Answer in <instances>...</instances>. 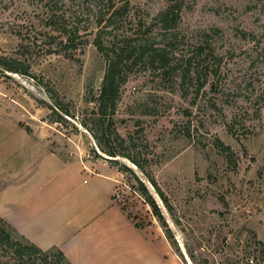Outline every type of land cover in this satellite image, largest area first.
Returning <instances> with one entry per match:
<instances>
[{
	"label": "rangeland",
	"instance_id": "1",
	"mask_svg": "<svg viewBox=\"0 0 264 264\" xmlns=\"http://www.w3.org/2000/svg\"><path fill=\"white\" fill-rule=\"evenodd\" d=\"M165 4L129 0L128 18L112 34L149 23ZM98 11L95 0H0V216L28 226L23 208L38 199L41 220L62 214L59 207L69 213L72 190L101 192L97 179L104 185L99 177L108 176L127 218L165 237L134 190L136 175L181 264H264V0H184L169 73L149 62L131 68L105 132L95 123L105 68L93 43ZM52 14L78 28L71 58L48 40ZM4 59L27 74L5 69ZM89 127L101 145L136 156L172 209L127 157L102 152Z\"/></svg>",
	"mask_w": 264,
	"mask_h": 264
},
{
	"label": "trees",
	"instance_id": "2",
	"mask_svg": "<svg viewBox=\"0 0 264 264\" xmlns=\"http://www.w3.org/2000/svg\"><path fill=\"white\" fill-rule=\"evenodd\" d=\"M95 1L100 7L96 18L97 26H100V28L93 39V43L105 60L100 88L98 94L94 97V100L97 102L95 123L101 131L105 132V130H109L113 126L112 114L114 113L119 98L120 87L125 82L126 75L131 68L139 63L149 62L151 65L157 64L161 67L163 74L169 73V51L174 45L173 40L175 39V32L178 30L180 23L184 0H166L164 8L159 10L149 23L139 21L133 31L129 33L119 32L117 34L112 33L116 32L115 30L118 28L117 23L120 20H126L128 18L129 0ZM47 24L51 25L52 29L56 31V35H50L48 37L50 44L58 41L63 49H56V52L62 50L66 57L71 58L73 56L71 52L76 49L77 26L70 25L68 27L64 17L56 14H52L49 17ZM110 34L111 37L109 38L108 35ZM158 34L170 35L169 41L164 42L163 45H157L154 43V36ZM106 40L107 43H104ZM168 46H170V49H168ZM197 49L199 52L203 50L201 47ZM48 50L49 53L55 51L52 49ZM68 50L72 51L70 52ZM2 64L9 71L22 74H27L28 72L27 66L20 63L17 59H4ZM60 108L65 114H69L66 108ZM89 128L102 152L110 156H125L141 171L146 172L136 156L116 151V147L112 145H101L97 132L92 127ZM145 175L152 186H154L164 205L168 210H171V205L168 203L166 196L160 190L154 178L148 173H145ZM134 177L138 183L134 187V190L139 192L145 202L150 206L156 219L165 228V237L171 244V241H173L172 233L166 228L161 210L143 181L138 179L136 175ZM135 225L141 227L137 223ZM257 244L261 246L260 255L263 258L264 243L257 241ZM49 260L56 261L57 264L61 262L69 264L60 249L51 247L47 250H42L21 235L11 224L0 216V264H44L50 262Z\"/></svg>",
	"mask_w": 264,
	"mask_h": 264
},
{
	"label": "crops",
	"instance_id": "3",
	"mask_svg": "<svg viewBox=\"0 0 264 264\" xmlns=\"http://www.w3.org/2000/svg\"><path fill=\"white\" fill-rule=\"evenodd\" d=\"M99 178L106 182L103 185L97 179L104 187L101 192L95 193L97 188L92 187L69 193L70 201L75 203L69 205V213L59 207L62 214L57 212L50 219L41 220L38 199L23 208L24 214L28 210V226L21 224L17 215L1 217L42 250L60 249L69 264H102L104 260L107 264H181L162 233L152 234L127 218L112 197L109 183L114 179ZM37 218L39 221L34 222Z\"/></svg>",
	"mask_w": 264,
	"mask_h": 264
},
{
	"label": "bare ground",
	"instance_id": "4",
	"mask_svg": "<svg viewBox=\"0 0 264 264\" xmlns=\"http://www.w3.org/2000/svg\"><path fill=\"white\" fill-rule=\"evenodd\" d=\"M128 162H130V161H128ZM136 167V166H135ZM137 168H135V170H136ZM146 181V180H145ZM150 184V183H149ZM152 187V186H151ZM155 192V191H154ZM159 196V195H158ZM185 250V249H184ZM182 251V250H181ZM186 256V255H185ZM188 260V259H187ZM188 264H192L191 262L190 263H188Z\"/></svg>",
	"mask_w": 264,
	"mask_h": 264
}]
</instances>
